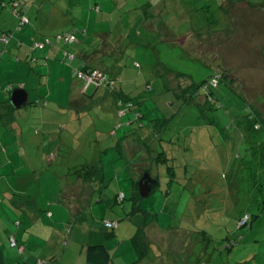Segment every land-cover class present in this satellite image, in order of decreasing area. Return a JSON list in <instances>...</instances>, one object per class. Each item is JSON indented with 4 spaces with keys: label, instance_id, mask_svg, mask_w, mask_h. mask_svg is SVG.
<instances>
[{
    "label": "rangeland",
    "instance_id": "rangeland-1",
    "mask_svg": "<svg viewBox=\"0 0 264 264\" xmlns=\"http://www.w3.org/2000/svg\"><path fill=\"white\" fill-rule=\"evenodd\" d=\"M98 3L100 10L92 9L95 0H52L47 2L45 11L59 12L52 30L74 32L80 40L76 43L80 51L83 46L89 52L101 46L114 52L103 56L102 67L109 75L116 73V81L123 85L134 108L142 114L139 123L144 126L135 123L134 131L141 133V140L150 143L153 159L150 173L158 176L160 182L141 201L143 208L150 209L152 214L133 211V182L130 175L120 171L127 166L126 159L122 155L120 165H116L117 148H109L105 135L99 137L96 133V129L107 132L117 123L127 122L128 113L132 117L133 112L112 120L104 117L98 106L94 107L92 121L87 120L85 125L87 135L81 138L85 145L73 142L72 149L60 152L58 161L51 164L52 170L67 174L83 161L81 155L90 165L96 161L107 170V177L99 187L105 200L99 202L100 206L94 202L92 213L100 219L97 224L110 217L124 227L125 242L122 247L119 245L120 249H111L112 264L129 263L137 258L130 241L136 226L144 220L178 229L180 233L174 234L180 238L189 234L196 244L186 260L179 249L172 262L166 254L156 253L153 246L143 264H235L231 259L233 253L229 255L234 251L232 248H239L240 255L246 257L252 252L251 243L256 236L264 237V172H257L254 146L244 137L257 133L247 124L251 106L264 116V0H98ZM84 27L87 36L81 32ZM99 31L105 33L104 45L99 42L102 37H96ZM81 61L78 57L74 63ZM115 67L117 70L112 72ZM192 83L196 86H190ZM50 87L53 97L64 103L67 88L55 81ZM191 87L197 88L194 94L187 93ZM14 89L16 86L9 88L6 99ZM94 89L92 86L89 92ZM145 130L148 133L144 134ZM26 140H38V136L28 134ZM35 147L31 148L35 149L34 167L54 176L48 171L49 164L46 168L39 164L41 150ZM62 156L69 159L67 165L61 162ZM121 191L127 195L123 202L116 200ZM0 206L6 207L5 203ZM247 212L254 220L248 218L245 222L248 225L239 227L238 220ZM70 226H65L67 233ZM9 228L10 224L0 225V250L4 249L6 264H26L31 254L34 258L41 254L30 246L24 254L18 247L11 248ZM110 230L116 232L117 228ZM17 239H21L20 235ZM45 250L51 251L48 246ZM47 255L52 260L56 257L51 252ZM261 262L259 258L253 264Z\"/></svg>",
    "mask_w": 264,
    "mask_h": 264
},
{
    "label": "crops",
    "instance_id": "crops-1",
    "mask_svg": "<svg viewBox=\"0 0 264 264\" xmlns=\"http://www.w3.org/2000/svg\"><path fill=\"white\" fill-rule=\"evenodd\" d=\"M97 1L95 0V2ZM160 6L163 7L162 4ZM53 14V18L47 17V19L50 18L48 20L51 25L52 23L55 25V21L60 17L56 10ZM95 34H97V38L102 37L99 42L104 45L105 33L99 31ZM101 48L103 47L94 49L97 52L92 56L94 51L89 52L88 48L84 46L81 47L80 51L76 44L71 45L69 49L74 52L75 57L72 62H75L78 57H86L94 63L99 62ZM1 49L2 44L0 43V51ZM53 51V58L47 64L36 67L34 66L35 62H32L31 65L20 60L18 56L0 54V103L6 100L5 95L12 86L25 89L29 97L28 104L22 108H15L12 105L9 108L10 111L7 107L4 111L0 108V163H2L0 164V204L5 203L6 205V207L0 206V225L10 224L9 237L14 235L17 239L20 235L21 239H17V243L19 242L17 247L21 254L26 253L28 246L32 247L31 250L41 251V254L37 258L35 257L36 259L31 254V260H28L26 264H94L87 260V247L102 243L109 251L113 248L120 249L125 242L124 237H122L124 227L116 219L118 221L116 232L105 228L103 222L97 224V219L99 221L100 219L92 211L96 206L94 202L101 203L105 200L104 196L99 194L101 191L99 187L103 185L101 180H86L79 175L68 174L70 171L67 174L62 171H53L51 164L58 161L60 152L72 149L74 147L73 142L76 141L85 145L84 139L81 138L83 135H87L84 129L85 125L87 126V120L92 121L94 107L98 106L99 112L112 120H119L121 115L117 105L114 106L115 102L112 101L113 98L109 89L104 84L97 89L95 87L93 95L95 94L97 102L93 107H87L93 97H87V100L84 98V85L81 80L73 77L72 66L67 64L68 60L65 59L61 46L58 45ZM107 52V54L114 53ZM72 64L77 65V63ZM116 70L115 67L112 72ZM115 74L112 73L111 75L115 76ZM53 81L67 88L64 103L53 97L50 87ZM91 87L90 85L89 88ZM122 89H124L123 85ZM3 112L4 117H1ZM130 116L128 113L129 121L117 123L110 131L96 129L99 137L105 135L106 141L109 140V143L106 142L109 148L114 146L117 148L118 152H115L116 165L120 163L121 159L119 158L122 155L126 159L123 158L125 162L132 159L138 146L143 142L141 133L138 135L136 131L132 130L136 122L133 124ZM83 124L84 127H82ZM34 126H37L36 130ZM147 132L148 130L143 131L144 134ZM28 134L37 135L38 140L27 141L26 136ZM136 139H139L137 144L135 143ZM87 145L88 142H86V147ZM35 146L41 150L42 161L40 160L39 164H42L44 168L49 164L48 171H52L54 176H48L46 171L38 172L34 167L35 163L32 161V156L35 154L33 152L35 149L32 150L31 148ZM119 146L123 154L120 153ZM105 154L110 155V152L106 151ZM81 160H83L81 163L87 162V158L85 159L82 155ZM7 162L10 167L6 165ZM61 162L67 165L69 159L62 156ZM17 163H20L21 166L17 167ZM30 164H32L31 167ZM102 169L105 178L108 172L105 168ZM120 171H125V176L130 175L131 178L137 176L136 172H133L128 165L125 169L124 167L120 168ZM121 192L125 194L126 199V193ZM100 203L97 205L100 206ZM125 218L127 217L122 219ZM107 219L112 218L108 217ZM23 223L26 224L24 228ZM13 224L17 225V228ZM65 226H70L69 233L66 232ZM145 231L149 243L154 242L155 247H160L162 252L166 254L172 253L173 241L176 239L174 240L173 236H169V233L160 227L158 221L146 223ZM109 232H113V234L110 235ZM189 242L191 243L189 240L185 242L187 248L190 246ZM132 243L131 240L130 247L135 248L134 243ZM9 246L11 247L10 243ZM46 246L51 251L45 250ZM238 249L232 248L231 250H234L235 253L230 251L229 254L231 256L233 253L231 259L235 264H253L255 259L259 258H262L261 263L264 264V237L256 236V239L251 243L250 250L252 252L246 257L240 255L242 250L237 251ZM48 252L55 254L54 260H52V256L49 259ZM135 259L136 257L130 259L129 263L118 264H132ZM108 264H112V262ZM138 264L143 263L141 261Z\"/></svg>",
    "mask_w": 264,
    "mask_h": 264
},
{
    "label": "trees",
    "instance_id": "trees-1",
    "mask_svg": "<svg viewBox=\"0 0 264 264\" xmlns=\"http://www.w3.org/2000/svg\"><path fill=\"white\" fill-rule=\"evenodd\" d=\"M43 1V2H42ZM0 0V8H6L9 7V10L1 11L0 12V27L2 28L0 30V43L2 44V49L0 51V54L4 55H15V57H19L20 60H23L27 62L28 64H33L32 62H35L36 66H42L49 62L51 58H53L54 51L53 49L58 46V44L61 46L62 53L65 57V59L68 60V65L72 66V73L73 77H76L77 79L81 80V82L84 85V98L87 97H93V99H90L89 104L87 107H93V105L97 102V99L95 98L94 92L90 93L87 88L89 86H93V88L96 87L99 88L103 84L106 86V88L109 89V92L113 98L112 101L115 102V105H117L118 110L120 112V115H125L127 112H133L132 121L133 124L136 122L138 123L140 127H143L144 124L142 122L139 123V120L142 118V114L140 113V110L137 108H134V103L131 101V98L124 89H122V85L118 84L116 81V77H112V75H109L107 71L103 70V56L107 55V51H104L103 48H101V56L99 58V62L90 61L86 57L82 58V61L80 64H75L74 62V52H72L71 49H69V46L75 45L78 43V39L76 38V35L74 32L70 31H61L59 32L57 30H52V23L49 22L47 17L54 16L53 10L46 12V5L48 1L52 0ZM45 7V9H44ZM102 7L96 2L95 6H92V9L100 10ZM81 32H83L86 36L88 35L87 29L81 28ZM54 31V33H53ZM54 36V39L52 38ZM105 42V41H104ZM70 44V45H68ZM77 45V44H76ZM93 54H96V50H93ZM51 53V55H50ZM61 53V54H62ZM40 54V55H38ZM53 54V55H52ZM87 54V53H86ZM37 57H36V56ZM57 56V55H56ZM55 56V57H56ZM88 57L90 55H87ZM91 56V57H92ZM39 58V60H36ZM45 59V60H43ZM41 61V62H39ZM74 63L75 65H73ZM138 64V63H137ZM94 70H97L101 72L104 75V78L95 81H88L87 76L90 75V73ZM106 81V82H105ZM215 84L218 85V80L214 78ZM106 83V84H105ZM196 86V84L192 83L190 86ZM205 85V84H202ZM199 86V85H198ZM189 90L190 94H194L196 92V89ZM90 89V88H89ZM212 92V91H211ZM180 94V92H178ZM11 101L10 99H6L0 103V108L4 109L7 107L8 109L11 108ZM13 106V105H12ZM11 109H9L10 111ZM251 115L248 119V126H252L254 131L256 130V134L253 133L249 137V135H245V139H247L253 146L254 151H252V154H254L253 161L257 163V172L260 171L264 172V134H261L264 132V116L260 113H258L253 107L251 106ZM1 117H4V112ZM130 119V118H129ZM129 121V120H128ZM127 121V122H128ZM155 127V125H153ZM133 131L135 128L132 129ZM135 132V131H134ZM148 133V132H147ZM260 133L261 135H259ZM152 133L148 134V139L151 136ZM119 151H122V149L119 146ZM123 154V152H122ZM153 159L151 156V150H150V143L148 141H143L138 146L137 151L135 152V156H132V159L127 160V165L132 169L133 172H136L137 176H132L133 181V187L134 192L132 195L133 199V211L135 210H141L146 213V215L152 214L150 210H146L142 207L141 201L143 197L138 189L139 179L143 176L145 172L150 173V165L152 164ZM90 162H84L80 163L76 167H74V170H70L68 174H76L81 176L83 179L86 180H92L97 181L101 180L104 181L103 176V167L99 162H95L94 164H89ZM147 163V164H145ZM263 169V170H262ZM151 175V173H150ZM154 177V176H153ZM155 184L153 186V191L156 189V187L159 185V179L158 176L154 177ZM169 191V189L167 190ZM123 194V198L120 197V195ZM150 194V195H151ZM149 196V195H148ZM147 196V197H148ZM125 199V194L123 192H120L117 195V200L119 202H123ZM198 209V208H197ZM199 210V209H198ZM132 211V212H133ZM249 216L250 220H254V216L250 214L249 212L245 213L244 216L238 220V226L243 227L248 225V223H242L243 218L245 216ZM249 220V221H250ZM110 222L112 225H107V223ZM146 221L143 222V224H139L137 227V232L134 234L132 241L135 245L136 251H137V258L132 264H138L140 263L145 255L150 252L155 247L154 242H148L146 237V231H145V225ZM103 225L107 229H114L118 227V221L113 219H106V221H103ZM160 225V224H159ZM160 227L165 230L169 231V235L174 237L173 241V250L172 253H164L162 252L160 247H155L156 253H164L167 256L170 257V261L172 262L175 258L176 253H178V250H181V254L183 255V258L186 260L187 256L190 254V251L195 247L196 241H194L193 237H191L189 234H187L185 237H179V235H175L174 233H180V230L170 228L169 226L160 225ZM206 232V231H205ZM182 233V231H181ZM109 234H113V232H109ZM12 237L15 238L14 235ZM11 236L9 237V243L11 247H17V239L16 245L11 244ZM191 241L190 246L188 248L185 246V242ZM150 244V245H149ZM230 247V245H229ZM3 250H0V264H6L5 257L3 254ZM87 260L94 264H108L109 262H113V252L109 251V249L104 244H92L87 247ZM173 264V263H171Z\"/></svg>",
    "mask_w": 264,
    "mask_h": 264
},
{
    "label": "water",
    "instance_id": "water-1",
    "mask_svg": "<svg viewBox=\"0 0 264 264\" xmlns=\"http://www.w3.org/2000/svg\"><path fill=\"white\" fill-rule=\"evenodd\" d=\"M12 105L15 108H22L28 104L29 97L28 93L23 88L14 89L9 97ZM155 184V179L150 175V173L145 172L139 180L138 189L143 197H147L151 194L153 186Z\"/></svg>",
    "mask_w": 264,
    "mask_h": 264
},
{
    "label": "built area",
    "instance_id": "built-area-1",
    "mask_svg": "<svg viewBox=\"0 0 264 264\" xmlns=\"http://www.w3.org/2000/svg\"><path fill=\"white\" fill-rule=\"evenodd\" d=\"M102 78H104V75H103L101 72L97 71V70L92 71V72L90 73V75L87 76V80H88V81H95V82H96L97 80H99V79H102ZM120 197L123 198V194H121ZM248 218H249L248 215L245 216V217L243 218L242 223H245V222L247 221ZM107 225L109 226V225H112V224H111L110 222H108ZM10 239H11V244H12V245H16V240H15V238L11 236Z\"/></svg>",
    "mask_w": 264,
    "mask_h": 264
}]
</instances>
